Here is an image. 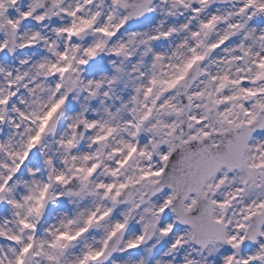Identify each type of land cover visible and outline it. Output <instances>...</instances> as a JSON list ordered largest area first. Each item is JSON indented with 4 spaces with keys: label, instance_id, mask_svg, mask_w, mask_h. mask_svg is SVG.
<instances>
[{
    "label": "snow or ice",
    "instance_id": "snow-or-ice-1",
    "mask_svg": "<svg viewBox=\"0 0 264 264\" xmlns=\"http://www.w3.org/2000/svg\"><path fill=\"white\" fill-rule=\"evenodd\" d=\"M0 264H264V0H0Z\"/></svg>",
    "mask_w": 264,
    "mask_h": 264
}]
</instances>
